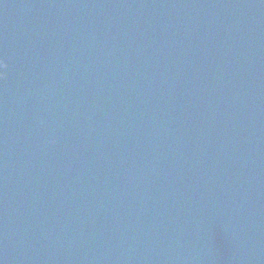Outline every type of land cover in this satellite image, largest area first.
Segmentation results:
<instances>
[{"label": "water", "instance_id": "water-1", "mask_svg": "<svg viewBox=\"0 0 264 264\" xmlns=\"http://www.w3.org/2000/svg\"><path fill=\"white\" fill-rule=\"evenodd\" d=\"M2 264H264V0H0Z\"/></svg>", "mask_w": 264, "mask_h": 264}, {"label": "snow or ice", "instance_id": "snow-or-ice-1", "mask_svg": "<svg viewBox=\"0 0 264 264\" xmlns=\"http://www.w3.org/2000/svg\"><path fill=\"white\" fill-rule=\"evenodd\" d=\"M0 67H6V65L3 63V60H0ZM0 264H2V262H0Z\"/></svg>", "mask_w": 264, "mask_h": 264}]
</instances>
